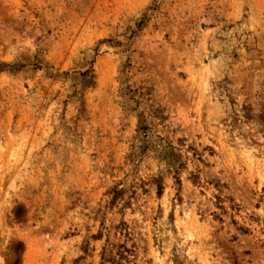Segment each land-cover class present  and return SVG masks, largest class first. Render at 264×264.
<instances>
[{
    "label": "rangeland",
    "instance_id": "rangeland-1",
    "mask_svg": "<svg viewBox=\"0 0 264 264\" xmlns=\"http://www.w3.org/2000/svg\"><path fill=\"white\" fill-rule=\"evenodd\" d=\"M0 264H264V0H0Z\"/></svg>",
    "mask_w": 264,
    "mask_h": 264
}]
</instances>
